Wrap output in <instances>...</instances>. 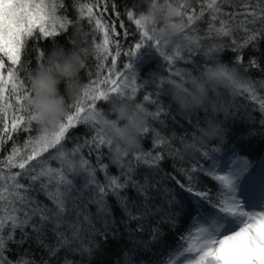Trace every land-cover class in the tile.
I'll use <instances>...</instances> for the list:
<instances>
[{
  "label": "trees",
  "instance_id": "obj_1",
  "mask_svg": "<svg viewBox=\"0 0 264 264\" xmlns=\"http://www.w3.org/2000/svg\"><path fill=\"white\" fill-rule=\"evenodd\" d=\"M45 3L56 4L57 17L71 19L74 24L69 26L66 32L54 38L40 37L38 40L28 41L25 49L22 50L21 65L16 66L19 69L20 79L29 83V75L38 69L41 62L37 59L40 50L45 53L43 63L46 64L53 50H63L67 53L87 48L89 54L85 57L86 67L79 70L75 81L81 93L82 88L96 81L98 75L100 79L105 78L110 65V58L108 61L98 60L95 52L92 51L94 45L102 41L103 33L95 30L94 23L79 15L81 5L93 4L96 0H45ZM101 3L108 5V10L103 13L105 21L117 23V32L120 33L118 39L123 47L122 55L117 58L116 67L124 71L122 65L130 62V58L123 53H126L138 40L134 24L127 21L126 10L134 9L138 16L146 11L147 0H101ZM209 3L211 0H153L152 2L155 18L147 30L153 35H162V46L167 48L168 54L186 46L188 42L184 33L183 40L177 39L172 43L164 41L166 29L174 23L167 19L165 8L172 9L174 6L183 13L182 19L174 18L180 24L187 23L188 15L201 18L192 26L194 31H189V35L198 38V45H190L193 49L191 52L184 50L183 60L172 64L153 49L151 59H148V53H145V58L137 61L138 95L135 97V102L144 104L146 110L151 113H156L158 109L161 112L158 116H145V127L149 128V132L141 134L138 149L120 159L115 157L113 148L110 150L107 146L98 152L91 143H85L97 135V129L90 124H77L66 134L63 142L64 150L71 152L78 145L84 146L76 157V163L78 165L79 157L83 156L95 170L96 181L109 192L104 199L111 215H98L96 204L84 202L85 207L82 210L85 215H91L96 231L84 223L83 217L77 221L74 214H66L65 222L59 229L54 230L55 221L40 225L39 217H34L22 232L19 228L13 230L11 221L7 219L9 215L24 218L22 212H12L13 205L9 201L13 197L8 196L5 201L0 202V218H4L5 221L2 235L6 247V250L0 251V256L7 259L9 264H167L169 257H173L178 250L187 246L184 237L193 236L198 221L202 222V217L206 218L215 212L212 205L219 200L218 192L221 191L219 182L199 171L191 172L193 166L212 169L211 159L202 157L201 153L207 151L209 156L217 161L218 167L215 169L217 172L224 166V162L236 156L249 162V170H255L256 174L264 173L260 170H264V123H262L264 111L261 110L259 103L260 100H264V36H259L256 41L242 47L251 31L264 28V22L259 20L255 24L249 23L245 26L242 23L245 20L242 13L252 11L255 7L259 16L264 4L259 0H217L221 11L214 13L213 9L207 7ZM113 4L116 5L115 8ZM94 11L99 12L100 9L96 8ZM117 11L120 13L119 19L116 16ZM231 13L236 15L234 17L227 15ZM214 14L217 16L215 21L212 20ZM248 19L251 20V17ZM120 20H123L125 29L119 27ZM77 21L78 23H75ZM221 21H227L230 27V34L227 36L219 35L216 31L221 27ZM245 28L250 31H246ZM125 30L128 32L127 36L124 35ZM209 49L219 50L209 52ZM101 62L104 67L98 72L97 65ZM222 62L235 68L240 81L250 86L252 91L233 93L217 79L206 78L207 69L216 67ZM5 63L7 67L9 62L5 60ZM178 70L197 76L205 87L211 90V94L191 90L185 94L168 84L167 81L177 79L175 72ZM149 78H152L153 82L145 84ZM184 80L187 81L188 77L185 76ZM185 86L191 88L190 83H186ZM65 87V83H61L60 90L65 94L66 103L71 104L73 99L65 93ZM218 87L224 88L223 94L219 96V106L213 99V96L217 95ZM154 91L157 95H153ZM253 94L256 95V100L251 99ZM144 95H149V102L142 100ZM152 100H158V104L151 103ZM97 104L100 110L107 113L106 118H113L109 101H97ZM10 117L11 111L8 113L7 121L9 128ZM214 124L220 125L221 128L216 138H212ZM2 128L3 124L0 123V130ZM40 131L41 127L33 122L30 132L21 130L13 133L11 140L5 137V143L0 146V161L11 153L14 144L22 148L29 136L36 137ZM2 134L0 131V135ZM213 149L218 151H212ZM50 152L56 154L53 150ZM136 153H150L151 156L160 154L163 159L157 166H149L144 163V159L139 161L135 159ZM48 155V153L44 154L45 157ZM145 158L150 159V157ZM49 163L52 168L60 167L59 160H51ZM102 164L108 165L106 171L102 170ZM180 169L195 175L197 187L194 191H210L211 204L177 186L175 180L186 181V176L180 172ZM17 170L12 169L13 172ZM4 172L8 174L7 169H4ZM129 176L133 181L148 185L149 200L152 204L164 206V210L172 214L171 223H161L163 213H159L140 222L143 225L142 231L136 230L137 222L129 220L117 198L110 191V178L118 177L119 182L124 183ZM68 178L73 181L77 189L85 191L89 199H99L96 185H88L85 188L86 181L90 179L88 171L78 170L68 173ZM10 183L9 181L8 184ZM20 183L27 185L29 181L24 178ZM39 183L33 185L34 190L28 195L41 205L55 210L52 201L39 190ZM2 186L7 187V184ZM54 187L53 185L50 190H54ZM11 191L12 189L9 188V192ZM121 195L128 197L129 207L134 214L144 202L143 195H138L131 183L121 190ZM173 199L175 203H172ZM15 207L21 206L17 202ZM105 219L109 221L107 229L103 227ZM33 224L39 226L38 231L33 229ZM69 224L74 227H69ZM76 229H81L79 238L64 245L59 233H62L64 238L70 239ZM104 232L109 234L105 236Z\"/></svg>",
  "mask_w": 264,
  "mask_h": 264
},
{
  "label": "snow or ice",
  "instance_id": "obj_2",
  "mask_svg": "<svg viewBox=\"0 0 264 264\" xmlns=\"http://www.w3.org/2000/svg\"><path fill=\"white\" fill-rule=\"evenodd\" d=\"M259 2L264 4V0H259ZM112 6L113 8L116 7L115 4ZM207 7L213 9L214 13L221 11L217 0H211ZM245 7L247 8V5ZM56 8V4L45 3V0H0V123L3 124L2 130H0L3 133L0 135V146L5 143V137L11 140L13 133L21 130L30 132L33 122H36V115L25 108V101L31 96L29 83L20 79L19 69L16 66L21 65L22 50L25 49L30 39L38 40L40 37L54 38L66 32L69 26H73L74 22L71 19L57 17ZM96 8H99L100 11H94ZM107 10V3H101V0H96V3L81 5L79 15L94 23L95 30L103 33L102 41L96 43L92 51L95 52L98 60L108 61L110 58V65L107 69L108 75L103 79H100L98 75L96 81H92L82 88L77 99L73 100L71 104H66L67 114L54 130L49 131L41 128L40 133L36 137L29 136L25 140L22 148L14 144L11 153L0 161V166H2L0 167V202L5 201L8 196L13 197L9 201L13 205L12 212H22L24 217L23 219L17 215H9L7 217L11 221L13 230L19 228L23 232L24 227L29 225L34 217H39L40 225L55 221L54 230H56L65 222L66 214H74L77 221L83 217L84 223L93 231H96L91 215H85L82 210L85 207L84 202L96 204L98 215L110 216V209L104 199L109 192L96 181L95 170L90 167L88 160L80 156L79 164L77 165L76 157L82 152L83 145L76 146L71 152L64 150L63 142L66 134L77 124H90L97 129V135L91 141H86L85 143H91L98 152L105 146L111 150L112 140L107 129V113L99 109L97 101L110 102V99H118L122 103L127 102L134 105L135 108L143 113L144 117L160 115L159 109L156 113H151L146 110L144 104L135 102V97L138 95L137 61L145 58V53H148L147 58L151 59L152 50L154 49L165 60L175 64L177 61L184 59L182 55L184 50L189 52L193 50L190 45H198V38L189 35V31H194L192 26L197 19L201 18L199 16L188 15L187 23L175 25L186 34L188 43L186 46L168 54L167 48L162 46V35L151 34L144 25V17L137 16L134 9L126 10L127 21L134 24L138 40L133 46L129 47L126 53H123L130 58V62L122 65L124 71L118 70L116 67L117 58L122 55L121 49L123 46L118 39L120 33L117 32V23H108L104 19L103 13ZM172 11L175 17L183 18V13L177 7L173 6ZM242 14L245 17L242 22L245 26L249 23L255 24L258 20L264 22V8L260 9L259 16H257L255 7H253L252 11H245ZM202 15L203 13H201ZM227 15L234 17L236 13ZM116 16L118 19L120 18L118 11ZM248 17H251V20ZM216 19L217 16L214 14L212 20L215 21ZM75 23H78V21ZM119 27L125 29L123 20H120ZM245 30L250 31L247 28ZM216 31L222 36L229 35L230 27L227 21H221V27L216 29ZM127 34V30H125L124 35L127 36ZM259 36H264V28L251 31L242 47L247 46L252 41H256ZM82 50L84 51V56L80 69L86 67L85 57L89 54V49L85 48ZM218 50L209 49V52ZM44 56L43 50L37 53V59L41 61L38 66L39 69L44 68ZM5 60L9 62L7 67ZM253 64H255V61H253ZM103 67V62L98 64V72ZM204 67L202 66V68ZM5 72L7 73L6 75ZM225 74L221 73V75ZM77 76L78 73L74 78L75 81ZM175 76L179 82H177V79L167 81L175 89H179L185 94L189 90L211 94V90L205 87L203 81L192 75V73L178 70L175 72ZM185 76L188 77L187 81L184 80ZM30 77L31 75H29L28 81H30ZM152 82V78H149L145 81V84ZM186 83H190L191 88L185 86ZM236 89V92L252 91L250 86L241 81L236 83ZM216 92L217 95L213 96V99L216 105L219 106V96L223 94L224 88L218 87ZM153 95H157V93L154 91ZM251 99L256 100V95L253 94ZM142 100L149 102V95H144ZM151 103L158 104V100H152ZM259 103L261 110L264 111V100H260ZM175 105L179 108L177 103ZM9 111H11L10 128L7 122ZM148 132L149 128L144 125L142 133L147 134ZM50 150H53L56 154L53 155ZM212 151H218V149H213ZM45 153L49 155L45 157ZM128 155L129 153H125L122 157H127ZM201 155L204 158L211 159L212 169L207 170L203 166H193L191 172L196 173L199 171L201 174H205L219 182L221 188V191L218 192L219 200L212 205L215 212L206 218H201L202 226L195 230L194 236L184 237L187 246L182 250H178L174 257H169L167 264H264V211L245 210L244 200L237 196L242 180L249 187L253 186V179L245 176L250 167L249 162L244 158L237 157L228 166L229 170L227 172H217L215 171L218 167L217 161L212 159L207 151L201 153ZM134 156L138 161L144 159V163L149 166H157L163 159L160 154L151 156L150 153H136ZM145 157H150V159ZM97 159L99 160L100 157L98 156ZM51 160H59L60 167L52 168L49 163ZM101 167L102 170L106 171L108 165L102 164ZM4 169L8 170L7 175ZM12 169L18 170L13 172ZM78 170L88 171L90 179L86 181L85 188L88 185H96L99 199H89L85 191L77 189L73 181L68 178V173ZM180 172L186 176V181L175 180L177 186L211 204L209 190L194 191L197 187L195 175L188 174L184 169H180ZM24 178L29 181L27 185L20 183V180ZM9 181L11 182L10 184H8ZM37 182H40L39 190L44 192L48 199L52 201L55 210L48 208L46 205H41L28 195L31 190H34L33 185ZM129 183L132 184L138 195H143L144 197V202L140 204L135 214L129 207L128 197L121 195V190L126 188ZM262 183H264V180H262ZM3 184H7V187L2 186ZM53 185L55 186L54 190H50ZM9 188L12 189L11 192H9ZM110 191L117 198L120 207L129 220L137 222V231L143 230L141 221L155 214L163 213L161 223H171L173 221L172 214L166 212L164 206H157L151 203L147 184L133 181L130 176L124 183H120L118 177H112L110 178ZM17 202L21 207H15ZM172 203H175L174 199ZM32 205H35V207H32ZM233 224L240 225L238 230H231ZM4 226V218H0V251L6 250L5 239L2 235ZM68 226L74 227L71 224ZM32 227L34 230H39L38 225L33 224ZM103 227L105 229L109 227L107 219H105ZM80 232L81 229L73 231L70 239L64 238L62 233H59V235L62 243L67 245L71 241L78 239ZM103 234L107 236L109 233L104 232ZM24 235L26 236V234ZM85 250L90 251V249ZM0 264H9V262L0 256Z\"/></svg>",
  "mask_w": 264,
  "mask_h": 264
},
{
  "label": "clouds",
  "instance_id": "obj_3",
  "mask_svg": "<svg viewBox=\"0 0 264 264\" xmlns=\"http://www.w3.org/2000/svg\"><path fill=\"white\" fill-rule=\"evenodd\" d=\"M153 0H147V9L139 16L145 18L144 25L149 28L151 21L155 18L152 8ZM166 17L174 21L166 29L164 41L172 43L177 39L183 40V31L175 25L180 22L174 20L175 14L172 9L165 8ZM139 18V17H138ZM83 50L64 52L53 50L44 68L37 69L30 77L29 87L31 96L25 101V108L36 115V123L49 131L54 130L67 114L65 94L60 90L61 83H65V93L73 100L80 95V89L75 83V77L80 70ZM226 73L221 75V73ZM206 78L217 79L222 82L233 93L236 92V83L240 81L235 68L224 63L216 67H209L205 73ZM113 118H107V129L112 140V148L116 158L122 157L139 148L140 137L145 125L143 113L127 102L118 99H110ZM221 131L220 125L212 126V138H216Z\"/></svg>",
  "mask_w": 264,
  "mask_h": 264
},
{
  "label": "rangeland",
  "instance_id": "obj_4",
  "mask_svg": "<svg viewBox=\"0 0 264 264\" xmlns=\"http://www.w3.org/2000/svg\"><path fill=\"white\" fill-rule=\"evenodd\" d=\"M235 159H237V157L230 158V160L226 161V164L224 165V167H222L221 171L227 172L229 170L228 166ZM245 176H246V178L251 177L253 179V186L249 187L248 184H246V182L242 180L240 182V187L238 189L237 196L240 197L241 199H243L244 202L246 201L247 205H245V210H248V211H264V207L260 208V204H256L257 202H253V204L251 205V200H249V199H255L256 200L258 197L260 198L259 195H256L257 194L256 192L255 193L253 192V187L255 185H257V182L260 183L261 179H259V181L257 180L258 176L256 175L255 170H253V171L248 170V172L245 174ZM201 226H202V222L198 221L196 228H199ZM239 226L240 225H238V224H233L231 230H238ZM194 234H195V232H194ZM194 234H193V236H194ZM225 234H227V233H225Z\"/></svg>",
  "mask_w": 264,
  "mask_h": 264
}]
</instances>
